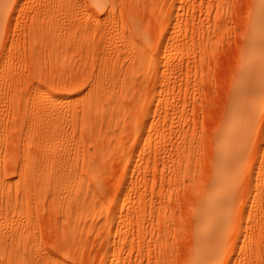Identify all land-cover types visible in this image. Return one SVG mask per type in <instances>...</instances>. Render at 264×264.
Here are the masks:
<instances>
[{"label": "rangeland", "instance_id": "rangeland-1", "mask_svg": "<svg viewBox=\"0 0 264 264\" xmlns=\"http://www.w3.org/2000/svg\"><path fill=\"white\" fill-rule=\"evenodd\" d=\"M198 251L264 264V0H0V264Z\"/></svg>", "mask_w": 264, "mask_h": 264}, {"label": "bare ground", "instance_id": "bare-ground-1", "mask_svg": "<svg viewBox=\"0 0 264 264\" xmlns=\"http://www.w3.org/2000/svg\"><path fill=\"white\" fill-rule=\"evenodd\" d=\"M222 175V174H221ZM221 175H220V173H219V178H221ZM223 175H224V178L227 180V179H229L228 178V176L225 174V173H223ZM219 178L217 179V178H215L216 180L214 181V185H215V188L217 189V187H219V186H221L222 184V186H224V185H226V183H228V182H226L225 184L224 183H222V182H224L225 181V179H221V181L222 180H224V181H220L219 180ZM219 180V181H218ZM228 181V180H227ZM230 181V180H229ZM222 183V184H221ZM230 183V182H229ZM232 183V182H231ZM213 185V184H212ZM229 185V184H228ZM232 186V184L230 185V187ZM214 187V186H213ZM226 187V186H225ZM212 188V187H211ZM220 188V187H219ZM232 189H233V187H231ZM230 188V189H231ZM228 190V189H227ZM229 192V191H228ZM227 192V193H228ZM231 192V191H230ZM219 193V192H218ZM221 194V193H220ZM216 195H217V192H216V190H213V191H210V194L208 195V198L210 199V200H212V201H214L213 199H215L216 198V201H217V197H216ZM230 195V194H229ZM232 195V194H231ZM218 196V195H217ZM233 196V195H232ZM219 197V196H218ZM228 198H229V196H228ZM230 199H231V201H232V198H229V199H227V200H229L228 202H230ZM219 202V201H218ZM217 202V203H218ZM212 203V202H211ZM216 203V202H215ZM215 203H212V204H208V212L209 213H207V214H205V216L203 217V220H202V222H201V225H200V227H201V229H206V228H208L211 224H213V218L215 217V215H216V213H215V210L216 209H218L217 208V206L215 205ZM220 204V203H219ZM225 204H226V202H225ZM222 205V204H221ZM220 207V206H219ZM223 208V207H222ZM212 219V220H211ZM214 221H215V218H214ZM216 225V224H215ZM219 230V229H218ZM216 231V230H215ZM209 232V231H208ZM207 232V233H208ZM218 233H220V232H218ZM217 234V233H216ZM216 234H214V235H216ZM220 234H218V236H219ZM220 237H221V235H220ZM211 238L213 239V240H216L218 237H217V235L216 236H211ZM204 239H206V238H204ZM203 239V241H205ZM218 240V239H217ZM216 242V241H215ZM214 244V243H213ZM217 245V244H216ZM214 247V246H213ZM198 249V248H197ZM199 252V251H198ZM196 253V255H195V257H193V259H191V262H190V264H200V263H204V264H216V262L214 261L215 259V257L213 258L214 260H209V261H206L207 259H208V257H206L205 259L203 258L202 260H199V257L203 254V256H205L204 254L205 253H203V252H205L204 250H203V252H199V253ZM209 253V252H208ZM192 254H193V252H192ZM211 254V253H210ZM213 255V254H212ZM193 256V255H192ZM209 258H212V257H209ZM204 260V261H203ZM201 261V262H200Z\"/></svg>", "mask_w": 264, "mask_h": 264}]
</instances>
